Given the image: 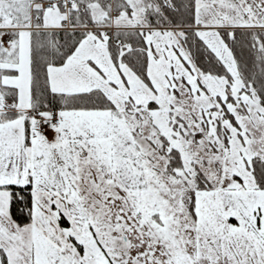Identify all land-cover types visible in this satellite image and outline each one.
<instances>
[{"label": "snow or ice", "instance_id": "snow-or-ice-1", "mask_svg": "<svg viewBox=\"0 0 264 264\" xmlns=\"http://www.w3.org/2000/svg\"><path fill=\"white\" fill-rule=\"evenodd\" d=\"M0 264H264V0H0Z\"/></svg>", "mask_w": 264, "mask_h": 264}]
</instances>
